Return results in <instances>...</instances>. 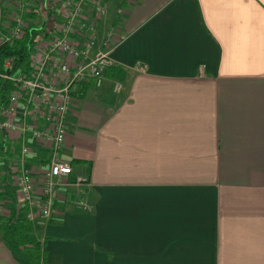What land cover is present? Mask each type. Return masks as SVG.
<instances>
[{
    "label": "crops",
    "instance_id": "obj_1",
    "mask_svg": "<svg viewBox=\"0 0 264 264\" xmlns=\"http://www.w3.org/2000/svg\"><path fill=\"white\" fill-rule=\"evenodd\" d=\"M36 1L55 28L61 5ZM104 2L116 66L74 95L61 154L71 181L89 182L33 224L43 264H264V0ZM84 14L94 19L89 4ZM2 140L14 216L15 151ZM32 147L30 164L46 155ZM21 254L0 231V264H26Z\"/></svg>",
    "mask_w": 264,
    "mask_h": 264
},
{
    "label": "built area",
    "instance_id": "obj_2",
    "mask_svg": "<svg viewBox=\"0 0 264 264\" xmlns=\"http://www.w3.org/2000/svg\"><path fill=\"white\" fill-rule=\"evenodd\" d=\"M132 0H123L130 5ZM9 23H0V46L20 40L29 29L25 15L32 0H7ZM59 8L60 22L49 39L35 45L27 69L9 74L13 60L8 59L0 69V81L13 85L7 103L0 99V133L3 145L15 151L13 182L18 199L17 213L11 216L5 208L0 188V219L35 223L50 220L58 214L56 203L65 194L62 190L78 189L88 184L87 177H75L61 158L67 135L68 119L74 108V95L82 85L96 89L103 86L106 72L115 67L111 53L120 42L119 32L111 26L102 36L98 22L107 14L104 0H51ZM89 4L94 19L85 17ZM123 7L118 14H123ZM1 18V17H0ZM6 23V22H5ZM119 81L112 92H122ZM32 144L46 150L45 158L31 163ZM64 199V198H63Z\"/></svg>",
    "mask_w": 264,
    "mask_h": 264
},
{
    "label": "trees",
    "instance_id": "obj_3",
    "mask_svg": "<svg viewBox=\"0 0 264 264\" xmlns=\"http://www.w3.org/2000/svg\"><path fill=\"white\" fill-rule=\"evenodd\" d=\"M32 10L33 7L25 15L26 19L36 17V13ZM49 37L50 29L30 26L20 40L11 45L0 46V69L8 59L13 60L14 64L13 68L8 71L9 74H16L18 71L27 69L29 56L35 45ZM12 89L13 85L11 83L0 81V99L3 105L7 103L9 92ZM0 231L4 241L13 253L24 252L26 264H43L45 250L42 242L33 233V223L15 222L13 219H0ZM17 260L24 264L22 260Z\"/></svg>",
    "mask_w": 264,
    "mask_h": 264
},
{
    "label": "rangeland",
    "instance_id": "obj_4",
    "mask_svg": "<svg viewBox=\"0 0 264 264\" xmlns=\"http://www.w3.org/2000/svg\"><path fill=\"white\" fill-rule=\"evenodd\" d=\"M3 2L0 3V17H1L0 23L1 24L3 23V25H6L9 23V18H10L11 12H10V9L7 7V3L6 2L3 3ZM37 3H38V1L33 2V4H37ZM41 3L42 2L40 1V3H38L37 7H34L32 10V11H35V13H36V17H35L36 19L35 18H28L27 23L32 27L39 28V27H41L40 24L44 25V21H45V25L43 28L52 29L53 28L52 24L54 23V21L52 20L53 18L51 19V18L46 17L47 11L44 8H42ZM59 8H60V6H57V9H59ZM0 139H1V133H0ZM19 256H22V254Z\"/></svg>",
    "mask_w": 264,
    "mask_h": 264
}]
</instances>
